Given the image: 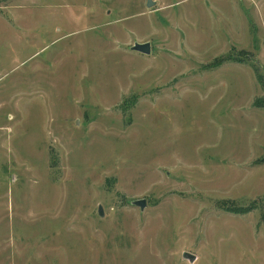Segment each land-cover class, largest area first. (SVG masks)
Listing matches in <instances>:
<instances>
[{
	"label": "rangeland",
	"instance_id": "374dc122",
	"mask_svg": "<svg viewBox=\"0 0 264 264\" xmlns=\"http://www.w3.org/2000/svg\"><path fill=\"white\" fill-rule=\"evenodd\" d=\"M153 2L0 0V264H264V0Z\"/></svg>",
	"mask_w": 264,
	"mask_h": 264
},
{
	"label": "water",
	"instance_id": "95a60500",
	"mask_svg": "<svg viewBox=\"0 0 264 264\" xmlns=\"http://www.w3.org/2000/svg\"><path fill=\"white\" fill-rule=\"evenodd\" d=\"M153 4H154L153 0H148L149 7H151ZM132 49L149 55L152 52V45H151V42H136L132 46ZM134 204L140 206V208L143 210L146 207L147 202L145 199H138L134 201ZM185 257H187L191 261H194L196 259V256L189 252L185 253Z\"/></svg>",
	"mask_w": 264,
	"mask_h": 264
},
{
	"label": "crops",
	"instance_id": "0c3cea01",
	"mask_svg": "<svg viewBox=\"0 0 264 264\" xmlns=\"http://www.w3.org/2000/svg\"><path fill=\"white\" fill-rule=\"evenodd\" d=\"M138 52V51H137Z\"/></svg>",
	"mask_w": 264,
	"mask_h": 264
}]
</instances>
